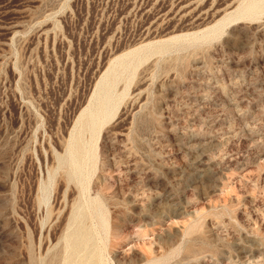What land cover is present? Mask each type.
<instances>
[{
    "label": "rangeland",
    "instance_id": "1",
    "mask_svg": "<svg viewBox=\"0 0 264 264\" xmlns=\"http://www.w3.org/2000/svg\"><path fill=\"white\" fill-rule=\"evenodd\" d=\"M0 264H264V0H0Z\"/></svg>",
    "mask_w": 264,
    "mask_h": 264
},
{
    "label": "bare ground",
    "instance_id": "2",
    "mask_svg": "<svg viewBox=\"0 0 264 264\" xmlns=\"http://www.w3.org/2000/svg\"><path fill=\"white\" fill-rule=\"evenodd\" d=\"M251 3V2H250ZM182 4V3H181ZM250 6L247 7L245 9V12L246 14L247 13H251L252 11H254V3L252 4H249ZM261 10V9H260ZM259 12V11H258ZM231 16V15H230ZM251 16V15H249ZM224 20V19H223ZM220 25L221 23L215 25V26H211V27H208L206 29H204L202 32H201V37H205L207 35H210L212 33H215L218 31V29L220 28ZM223 27H221L222 29ZM179 37V36H178ZM172 39H175V38H172L171 37V40ZM170 40V38H169ZM167 41V39L165 40ZM162 41H160L161 43ZM164 42V41H163ZM159 43V42H158ZM159 43V44H160ZM149 46H151L150 44H147V45H144V46H141L137 49H134L132 51H129L128 53L118 57L114 63H113V66H112V71H108L107 73H105L99 80V83L97 85V90H98V95L100 92H102L103 90L105 91H108L109 89H113L115 88V86L117 85V79L116 77L120 76L118 74V72H116L117 70L114 71L115 67L117 66H125L124 69L133 61V59L137 58V59H140L142 57L140 56H137V53L138 51L140 50H143V49H146L148 48ZM130 57V59L127 61V63L124 65V60L125 59H128ZM118 68V67H117ZM137 69V68H136ZM109 74L110 75V78H109ZM133 78V75L131 76H127V84L125 87H127L128 83L131 81V79ZM125 91V90H124ZM123 91V92H124ZM108 94V93H107ZM127 94V93H126ZM109 95V94H108ZM107 95V98H106V101L102 103L101 107H98L97 109H94L93 107H90V106H87L85 109H83V111L79 114V119H81L83 116H85L86 114L88 116L91 117V126L93 129H98L97 131L100 130V127L101 125H103L105 122H107L106 120L109 118V116H111V114H113V111L115 110V103H114V99L115 97L112 99L111 96L109 95L108 97ZM100 97V96H99ZM101 104V103H100ZM90 123V122H89ZM94 126V127H93ZM99 127V128H98ZM95 129V130H96ZM97 206L99 207V204H97ZM103 263V262H102Z\"/></svg>",
    "mask_w": 264,
    "mask_h": 264
}]
</instances>
